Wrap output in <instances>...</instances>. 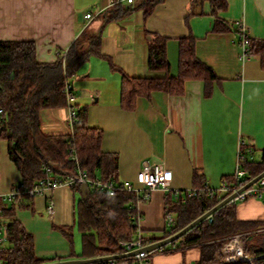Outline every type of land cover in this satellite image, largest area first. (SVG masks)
Instances as JSON below:
<instances>
[{
    "label": "crops",
    "instance_id": "1",
    "mask_svg": "<svg viewBox=\"0 0 264 264\" xmlns=\"http://www.w3.org/2000/svg\"><path fill=\"white\" fill-rule=\"evenodd\" d=\"M217 1L161 0L147 15V0L120 7H111L110 0H0V42L33 43L41 64L56 65L60 54L68 52L84 32L101 36L99 53L72 69L77 108L85 111L91 128L102 131L103 151L117 157L118 181L139 186L137 176L148 163L162 164L170 174V191L157 190L149 202L137 205L139 229L146 239L159 238L182 224L179 207L187 202L184 192L202 183L218 190L234 176L241 141L253 150L250 162H260L264 155V0H223L225 7L216 9ZM88 13L98 14L87 21ZM238 21L246 24L255 46L254 55L245 61L241 60ZM152 34L167 39L172 77L180 75L181 41L192 38L198 59L213 69L217 79L190 80L182 95L153 91L139 97L129 110L122 106L124 77L159 76L148 66ZM59 77V70H48L45 91ZM69 116L67 104L42 110L41 132L46 136L70 134ZM9 148V142L1 139L2 197L22 183ZM48 169L52 176L67 177L50 166L46 174ZM95 177L102 179L100 173ZM82 198L81 188L60 187L22 205L7 204L10 211L3 214L4 225L17 221L23 226L33 237L42 264L85 259L72 257L74 252L63 246L48 249V241L37 243L33 232L49 235L59 231L72 238ZM51 200L55 202L53 217L47 211ZM135 206L136 198L131 211ZM236 212L238 220L256 225L248 230L253 232L244 234L250 241L255 240L251 236L264 233V201H238ZM153 231L159 236L146 237ZM177 242L154 253L153 264L200 263V248L182 249Z\"/></svg>",
    "mask_w": 264,
    "mask_h": 264
},
{
    "label": "trees",
    "instance_id": "2",
    "mask_svg": "<svg viewBox=\"0 0 264 264\" xmlns=\"http://www.w3.org/2000/svg\"><path fill=\"white\" fill-rule=\"evenodd\" d=\"M160 1L147 0L146 14H151L155 4ZM224 7L223 0L216 2V9ZM166 43L165 37L151 35L148 66L150 71L159 76L144 79L124 77V108L133 109L139 97L149 96L156 90L182 95L185 84L190 80L210 82L217 79L213 69L198 59L196 43L192 38L181 41L180 75L172 77ZM100 46L101 36L98 33L84 32L66 55L60 56L56 65H48L38 62L33 43L0 42V108L4 110L0 120V140H7L10 144V158L21 174V184L33 186L45 177L49 164L60 169L64 176L73 175L76 170L71 158L72 148L76 150L82 169L91 177L100 173L103 181L118 180V159L103 151L102 131L89 126L85 111L78 110V121L73 127V134L46 136L40 130L39 114L42 110L67 104L64 93L66 74L73 75L75 72L72 69L75 70L93 54L99 53ZM251 48L254 55L255 46L253 47L252 41ZM262 56L264 64V52ZM52 68L59 70L60 77L52 89L45 91L46 74ZM244 168L248 174L247 181L254 179L264 172V155L260 162L248 160ZM199 177L196 173L197 182ZM232 179L233 177L226 181L230 182ZM195 189L198 190L197 194L179 207L182 224L164 231L159 238L147 239L148 242L175 235L228 196L211 191L203 183L195 186ZM134 201L135 196L130 193H119L111 197L95 189L90 190L87 199L83 197L80 200L77 225L82 238V254L78 258L92 259L123 252L120 241L131 240L136 235V228L130 219V205ZM237 203L226 205L185 234L177 242L179 248H200L202 259L199 264H223L217 262V257L222 255L228 240L236 235L253 232L248 230L256 227L237 219ZM0 207L5 215L9 213L7 203H0ZM6 231L8 238L6 247L1 251L2 261L6 264L44 262L35 254L33 237L19 222H12L6 227ZM251 237H255V240L250 241V236L245 238V251L259 257L256 264H264V233ZM72 257L77 256L73 253Z\"/></svg>",
    "mask_w": 264,
    "mask_h": 264
},
{
    "label": "built area",
    "instance_id": "3",
    "mask_svg": "<svg viewBox=\"0 0 264 264\" xmlns=\"http://www.w3.org/2000/svg\"><path fill=\"white\" fill-rule=\"evenodd\" d=\"M136 0H110L111 7H120L124 4L133 5ZM98 14V13H97ZM96 13H88L85 15L87 21L94 19ZM239 32V43L241 47V60L245 61L253 56L251 48V39L248 35V30L246 24L243 21H238L236 23ZM65 54H60V56H65ZM65 63V62H64ZM67 73V72H66ZM73 75L66 74V81L64 84V93L66 96L67 107L70 111V128L73 134V127L78 121V108H77V93L75 90L74 83L72 81ZM4 115V110L0 108V120ZM253 152L244 141L240 143V151L238 156V165L233 179L228 182L225 181L218 190L211 191L219 193L221 196L227 194L228 196L238 192L247 181L248 174L244 168L245 163L248 161L249 155ZM71 158L75 163V173L67 177H57L50 175L51 170L45 177L37 181L33 186L27 187L24 184H20L15 187L10 193L5 196H0V203L4 202L7 204H17L22 205L25 200H33L37 196L44 195L47 192L55 191L60 187H69L75 190H80L84 185H88L89 190L95 189L101 193L109 194L111 197L118 195L119 193H130L136 198V206L132 208V213L130 219L132 224L136 228V235L133 239L127 241H120L119 245L123 249V254L131 253L134 251H139L132 257H128L122 260H109L104 262H98L94 264H153L151 258L154 253L163 250H156L153 252L142 251L148 245L154 242H148L144 237L142 231L139 229L141 214L137 209V205L140 203H146L151 200L152 193L157 190L170 191L171 176L168 171L159 163H148L144 166L137 176V184L134 185L131 182H121L118 180L113 181H103L100 178L91 177L86 171H84L80 165L79 159L76 155V150L71 149ZM198 190L193 188L184 192L186 198L191 199L197 194ZM182 192H176V195ZM227 196V197H228ZM250 198H257L264 201V178L260 179L256 184L248 188L247 190L240 193L232 203L238 201H245ZM47 211L50 217L55 214V202L51 200L47 207ZM4 211L0 207V264H6L2 261L1 251L6 245L8 234L6 231V226L4 225ZM213 220L211 219L210 222ZM172 223V217L169 219ZM245 235H238L228 240L223 248L221 262L223 264H254L259 257L251 256L247 254L244 248Z\"/></svg>",
    "mask_w": 264,
    "mask_h": 264
},
{
    "label": "water",
    "instance_id": "4",
    "mask_svg": "<svg viewBox=\"0 0 264 264\" xmlns=\"http://www.w3.org/2000/svg\"><path fill=\"white\" fill-rule=\"evenodd\" d=\"M49 166L54 170V167H53L52 164H49ZM262 178H264V172H262L260 175H258L257 177H255L251 181H249L238 192L226 197L224 200H222L220 203H218L212 209H210L209 211L204 213L202 216L197 218L195 221L190 223L188 226L183 228L181 231H179L175 235H172V236H170L168 238H165L163 240L154 242V243L148 245L147 247H145L142 251L153 252V251H156V250H160V249H162V248H164V247H166V246H168V245H170L172 243H175L180 238H182L185 234H187L189 231H191L193 228H195L197 225L201 224L202 222L206 221L208 218L213 216L214 213H216L217 211H219L220 209H222L226 205L232 203L234 201V199L240 193H242L243 191L247 190L248 188H250L251 186L256 184ZM81 192L83 194V197L85 199H87L89 194H90V190H89L88 185L82 186L81 187ZM138 252L139 251H134V252L127 253V254L121 253V254L97 257V258H92V259H72V260H68V261H57V262L47 263V264H94V263L104 262V261H109V260H122V259H125V258H128V257H132L135 254H137Z\"/></svg>",
    "mask_w": 264,
    "mask_h": 264
},
{
    "label": "rangeland",
    "instance_id": "5",
    "mask_svg": "<svg viewBox=\"0 0 264 264\" xmlns=\"http://www.w3.org/2000/svg\"><path fill=\"white\" fill-rule=\"evenodd\" d=\"M36 234V238H37V243H40V241H48L47 243V247L48 249H52L53 246H60V248H62V246L64 248H66V250L71 249L72 253L74 252V254L78 257L81 256L82 254V238H81V234L80 231L78 229V227L76 228L75 231H73V237L68 239L65 235H63L62 233L58 232H53V233H49L46 234V231H33ZM148 234H146V237H152V236H159L158 232H147ZM241 235V234H240ZM244 235V234H242ZM238 236V235H236ZM233 236V237H236ZM232 237V238H233ZM231 239V238H230ZM50 245V246H49ZM246 248V247H245ZM55 251V249H54ZM251 251V250H250ZM247 252V251H246ZM247 254L251 255V256H255L251 253ZM221 257L222 256H218L217 257V262L218 263H222L221 262ZM256 257V256H255ZM257 261V260H256ZM256 261L254 264H256Z\"/></svg>",
    "mask_w": 264,
    "mask_h": 264
}]
</instances>
